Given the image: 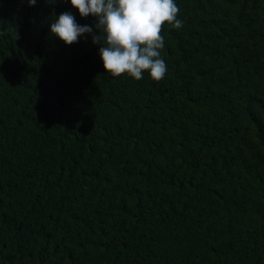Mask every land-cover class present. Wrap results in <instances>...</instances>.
Here are the masks:
<instances>
[{
    "label": "trees",
    "instance_id": "1",
    "mask_svg": "<svg viewBox=\"0 0 264 264\" xmlns=\"http://www.w3.org/2000/svg\"><path fill=\"white\" fill-rule=\"evenodd\" d=\"M174 2L156 81L0 0V264H264V0Z\"/></svg>",
    "mask_w": 264,
    "mask_h": 264
},
{
    "label": "clouds",
    "instance_id": "2",
    "mask_svg": "<svg viewBox=\"0 0 264 264\" xmlns=\"http://www.w3.org/2000/svg\"><path fill=\"white\" fill-rule=\"evenodd\" d=\"M51 2V0H48ZM81 17L92 15L98 22L93 33L89 25H80L68 11L56 16L50 25L51 34L67 45L78 43L85 34H92V42L101 45L99 54L107 73L120 77L127 73L136 80L147 71L159 81L166 73L161 58L165 47L161 35L163 26L179 29L183 22L177 19L179 8L174 0H70ZM35 6L37 0H28Z\"/></svg>",
    "mask_w": 264,
    "mask_h": 264
}]
</instances>
